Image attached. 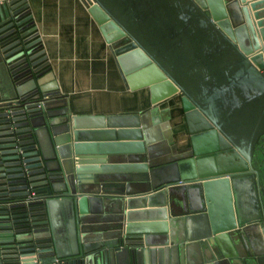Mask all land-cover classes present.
Instances as JSON below:
<instances>
[{
    "label": "water",
    "instance_id": "obj_1",
    "mask_svg": "<svg viewBox=\"0 0 264 264\" xmlns=\"http://www.w3.org/2000/svg\"><path fill=\"white\" fill-rule=\"evenodd\" d=\"M19 2L0 0V264H264V0H81L150 93L100 117L43 88ZM176 98L181 151L150 121Z\"/></svg>",
    "mask_w": 264,
    "mask_h": 264
},
{
    "label": "crops",
    "instance_id": "obj_2",
    "mask_svg": "<svg viewBox=\"0 0 264 264\" xmlns=\"http://www.w3.org/2000/svg\"><path fill=\"white\" fill-rule=\"evenodd\" d=\"M19 3L23 8L21 19L30 18V41H38L34 48L43 60L38 72L44 74L43 88L53 90L70 115L119 116L150 110L148 89L132 91L124 86L114 56L81 0ZM151 118L160 145L164 143L163 132L168 131L172 145L166 149L181 151L190 147V134L177 98L161 104Z\"/></svg>",
    "mask_w": 264,
    "mask_h": 264
},
{
    "label": "rangeland",
    "instance_id": "obj_3",
    "mask_svg": "<svg viewBox=\"0 0 264 264\" xmlns=\"http://www.w3.org/2000/svg\"><path fill=\"white\" fill-rule=\"evenodd\" d=\"M166 117H168V114H167V113L164 114V118H166ZM164 136H165V138H166V139H165L166 141L163 140ZM171 138H172V137H171L170 132H168V131H166L165 133L163 132V134H162V141H163L164 143L161 145V148H166V147H168L167 145L172 143V139H171ZM165 142H166V143H165ZM171 145H172V144H171Z\"/></svg>",
    "mask_w": 264,
    "mask_h": 264
}]
</instances>
